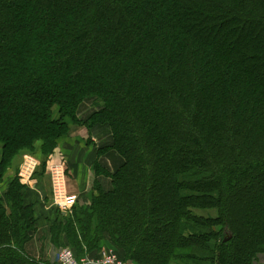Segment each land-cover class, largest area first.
Segmentation results:
<instances>
[{
  "label": "trees",
  "instance_id": "obj_1",
  "mask_svg": "<svg viewBox=\"0 0 264 264\" xmlns=\"http://www.w3.org/2000/svg\"><path fill=\"white\" fill-rule=\"evenodd\" d=\"M70 123L105 137L52 249L259 264L264 0H0V264H56L27 252L37 200L19 167L43 169Z\"/></svg>",
  "mask_w": 264,
  "mask_h": 264
},
{
  "label": "crops",
  "instance_id": "obj_2",
  "mask_svg": "<svg viewBox=\"0 0 264 264\" xmlns=\"http://www.w3.org/2000/svg\"><path fill=\"white\" fill-rule=\"evenodd\" d=\"M79 126V127H77ZM82 128L87 131V138H89V142L86 144L88 149H93L97 147V145H100V141L104 140L105 134L100 132L98 129H93L92 131L87 130L86 127L75 125V124H69L70 133L67 134V136L62 137L57 147L54 149V151L50 154V156L53 154V157L56 158L58 152L65 156L66 162H67V169H66V186H67V193L70 195L68 196L67 200L64 201L65 205H67L66 212H61L59 209L55 208L53 206V200L51 199V190H50V182L49 177L47 173H45L44 168L40 169L39 165L37 167L36 172H33V164H31L32 159L29 158V156H24V160H22L21 163V169L19 171L21 172L19 175L20 177L28 178L27 180H23L21 182L24 187L27 189V196L30 198L32 196L36 197L37 205H36V225H37V233L33 238V242L30 244L33 245H39L41 242V246H44L43 250L45 251V247L50 250L51 245L49 243V236L46 233L47 228L49 227V222L54 218V214H62L64 215H70L74 209H77L81 206H86L90 202V197L92 196V189H88V182L90 179H87V189H85L86 185V178L87 173H89L90 166L87 165L85 159H81L80 163L77 164V161L71 158V150L70 147L66 145L65 142H70L69 139L72 138V128ZM72 129V130H71ZM64 139H68L67 141H62ZM96 159V158H95ZM94 161V160H93ZM38 162V161H37ZM117 160H110L108 161V164L116 163ZM37 165V164H36ZM20 168V167H19ZM91 177L94 178V172L93 167L90 171ZM12 177V173L9 172V179ZM8 179V180H9ZM5 185V183H3ZM92 184V182H91ZM65 198V196L61 193V199ZM71 203V204H68ZM40 235V236H39ZM44 242V243H43ZM46 243V244H45Z\"/></svg>",
  "mask_w": 264,
  "mask_h": 264
},
{
  "label": "rangeland",
  "instance_id": "obj_3",
  "mask_svg": "<svg viewBox=\"0 0 264 264\" xmlns=\"http://www.w3.org/2000/svg\"><path fill=\"white\" fill-rule=\"evenodd\" d=\"M77 127H79V126H77ZM72 129H71L72 133H74V134H73L72 138L69 139V141L73 142V143L65 142L66 145L68 147H70L71 158L76 160L77 164L80 163L81 159H85L87 165L92 168L93 166H95V164L98 163V160L100 158V156L97 155L96 148L93 149L92 147H90L91 149H88L89 146H87L86 144L89 142V138H87L88 137L87 136V131L85 129L76 128V127L72 128ZM69 133H70V129L67 132V134H69ZM67 140L68 139H64L62 141L64 142V141H67ZM29 158L34 160V161L31 162V164L34 165L33 168H32L33 172H36L38 165H39V168L41 169V163H40V161L38 159H36V158H34L32 156H29ZM91 168H89V173H87L85 189H87V179H90V181L88 182V189H90L91 182L94 180L93 176L91 177V175H90ZM20 169H21V166H20ZM66 169H67V162H66L65 156L62 155L60 153V151L58 152L56 158L53 157V154L51 156L47 157V159L45 161V164H44V170H45V173H47V175L49 177L48 181L50 182L51 199L53 200V202H54L53 181H52L51 174L52 175L53 174L57 175V178H56L57 182H55V187H57L59 192H62V194L65 197L66 196H70L67 193ZM19 173H21V172L19 171ZM91 189H92V187H91ZM64 247L71 249L76 254L75 250L72 249L70 246H64ZM43 248H44V246H41V242H40L39 245L31 244V246L29 247V250L27 252H28V254L30 256H32L34 258H38L39 257L40 259H43L45 261H49V262L53 261V262L56 263V253H57L58 249L63 248V247H58L56 249L54 248V249L50 250V248L48 249L47 246H46L45 247V251L43 250ZM258 263L259 264H264V257L263 256L259 257V262Z\"/></svg>",
  "mask_w": 264,
  "mask_h": 264
},
{
  "label": "built area",
  "instance_id": "obj_4",
  "mask_svg": "<svg viewBox=\"0 0 264 264\" xmlns=\"http://www.w3.org/2000/svg\"><path fill=\"white\" fill-rule=\"evenodd\" d=\"M52 181H53V196H54V202L53 206L61 212H66L67 205H65L64 201L67 200L68 196L61 199V193L55 187V182H57V175L51 174ZM21 182L23 180H27L28 178L20 177ZM71 204V203H68ZM56 264H132L130 262L124 261L119 254L114 251L110 247H104L101 249L96 255L89 256V255H81L77 257L74 252L69 248H61L56 253Z\"/></svg>",
  "mask_w": 264,
  "mask_h": 264
},
{
  "label": "water",
  "instance_id": "obj_5",
  "mask_svg": "<svg viewBox=\"0 0 264 264\" xmlns=\"http://www.w3.org/2000/svg\"><path fill=\"white\" fill-rule=\"evenodd\" d=\"M228 238H229V237H228ZM228 238H225V239H224V242H226V241L228 240Z\"/></svg>",
  "mask_w": 264,
  "mask_h": 264
}]
</instances>
